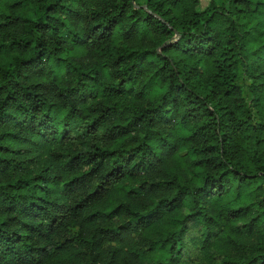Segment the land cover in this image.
<instances>
[{
	"label": "trees",
	"instance_id": "16d2710c",
	"mask_svg": "<svg viewBox=\"0 0 264 264\" xmlns=\"http://www.w3.org/2000/svg\"><path fill=\"white\" fill-rule=\"evenodd\" d=\"M0 264H264V0H0Z\"/></svg>",
	"mask_w": 264,
	"mask_h": 264
},
{
	"label": "rangeland",
	"instance_id": "374dc122",
	"mask_svg": "<svg viewBox=\"0 0 264 264\" xmlns=\"http://www.w3.org/2000/svg\"><path fill=\"white\" fill-rule=\"evenodd\" d=\"M203 2H204V0H203Z\"/></svg>",
	"mask_w": 264,
	"mask_h": 264
}]
</instances>
